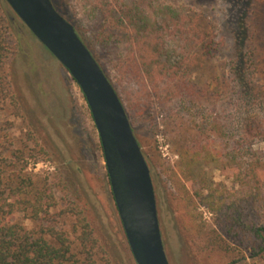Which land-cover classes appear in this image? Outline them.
<instances>
[{
  "label": "rangeland",
  "instance_id": "obj_1",
  "mask_svg": "<svg viewBox=\"0 0 264 264\" xmlns=\"http://www.w3.org/2000/svg\"><path fill=\"white\" fill-rule=\"evenodd\" d=\"M109 1L112 6H117L116 9L118 6L124 9V6L133 5L134 2ZM147 1L144 21L146 19L150 24L158 20L154 13V5L158 2L188 13L193 21L202 18L203 26L212 32L220 46L210 58H198L193 76L200 86L219 90L227 77L232 57L236 8L227 0ZM52 2L77 28L112 82L120 88L123 81L117 64L126 56L130 46L123 35L109 32V28L117 24L111 9L103 7L102 0ZM0 15L5 18L4 24L10 26L11 51L5 73L8 74V85L12 92L7 100H0V169L11 170L4 165L8 161L5 160L7 148L13 151L25 149L21 165L27 163V172L40 174L41 178L58 184L56 192L60 204H63L62 198L66 196L64 187L69 184L78 190L84 202H89L87 205L93 212L88 218L106 235L105 241L108 243L105 249L109 264H137L114 200L100 136L80 86L6 0H0ZM252 24L253 44L262 55L259 56L261 64L258 65L257 74L264 82V1L259 4ZM166 40H170L169 35ZM177 44L181 45L179 41ZM172 46L177 47L174 43ZM177 50L176 54H183V50ZM131 88L126 84V89ZM120 93L151 170L163 242L170 264H264V255H258L253 247L264 246V241H256L250 231L251 227L264 225V163L257 172L261 186L260 202L257 208L249 206L244 211V231L235 224L232 228L231 210L223 208L222 212L215 211L213 204L202 205L196 195L201 193L210 196L211 201H217L220 194L232 196L241 190V181L237 179L234 169L211 162L205 166L203 180L198 177L194 182L185 179L189 196L203 214L201 223L192 233H188L182 229L180 222V187L172 188L164 183L165 174H168L166 170L164 172L165 166L179 160L164 132V109L160 104H151L143 111L133 109L130 106L132 99L125 88ZM254 147L264 152V142ZM33 155L34 158L31 157ZM226 204H230L229 198ZM65 208L53 209L52 215L58 217L57 228L61 229L64 225L71 233L77 219L73 214L68 217L60 215L62 210H67ZM27 225L30 228L35 226L32 222ZM197 235L200 237L197 238Z\"/></svg>",
  "mask_w": 264,
  "mask_h": 264
},
{
  "label": "trees",
  "instance_id": "obj_2",
  "mask_svg": "<svg viewBox=\"0 0 264 264\" xmlns=\"http://www.w3.org/2000/svg\"><path fill=\"white\" fill-rule=\"evenodd\" d=\"M102 1L103 7L111 9L117 20L109 32L123 35L129 41L128 53L117 64L123 81L120 88L73 26L114 85L123 105L120 91L125 88L133 109L143 111L151 104H160L164 109V132L179 155L175 164L165 166L164 172L168 174L164 183L172 188L180 187L182 196L178 210L182 229L192 233L203 219L184 180L194 182L196 177L203 180L205 166L214 162L234 169L242 189L232 196L220 194L217 201H211L208 195H196L202 205L213 204L215 211L231 210L232 228L235 224L244 231V211L249 206L257 208L260 202L257 172L264 163V152L254 147L264 142V82L257 74L262 55L253 44L252 24L264 0H227L236 8V18L232 57L219 90L200 86L193 76L198 58H210L220 46L212 32L203 26L201 17L193 21L188 13L158 2L154 5L158 20L150 24L144 21L147 0H134L133 5L124 9L121 6L116 9L109 0ZM4 23L5 18L0 15L2 101L12 93L5 73L11 34L9 24ZM172 43L183 50V54H176L178 50ZM126 84L132 88L126 89ZM24 150L7 148L5 160L8 161L4 165L11 170L0 169V264H109L106 235L88 218L93 212L87 205L89 202H84L83 196L69 184L64 187L66 196L60 204L56 192L58 184L41 178L40 174L27 172V163L21 165ZM227 198L230 204H226ZM63 206L67 210H62L60 215L73 214L77 219L71 233L64 225L61 229L55 226L59 220L52 211ZM28 222L35 226L28 227ZM250 231L256 241H264V225L251 227ZM253 247L258 255H264L263 245Z\"/></svg>",
  "mask_w": 264,
  "mask_h": 264
},
{
  "label": "water",
  "instance_id": "obj_3",
  "mask_svg": "<svg viewBox=\"0 0 264 264\" xmlns=\"http://www.w3.org/2000/svg\"><path fill=\"white\" fill-rule=\"evenodd\" d=\"M80 86L98 130L112 193L137 264H170L151 170L127 111L101 65L52 0H6Z\"/></svg>",
  "mask_w": 264,
  "mask_h": 264
}]
</instances>
